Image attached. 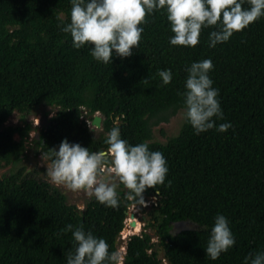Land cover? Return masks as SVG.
Wrapping results in <instances>:
<instances>
[{"label":"trees","instance_id":"obj_1","mask_svg":"<svg viewBox=\"0 0 264 264\" xmlns=\"http://www.w3.org/2000/svg\"><path fill=\"white\" fill-rule=\"evenodd\" d=\"M70 8L69 0H0V168L22 161L33 132L28 123L6 126L16 112L57 108L32 140L49 157L65 138L90 151L106 149V132L119 126L123 139L148 141L168 165L165 184L143 194L145 202L156 198L144 226L156 240L144 230L129 237L122 264H244L249 253L264 251V17L215 48L208 47L212 29H202L198 45L187 48L169 44L170 24L157 11L146 15L132 56L104 65L59 30ZM206 58L224 113L217 123L233 127L196 135L184 119L177 136L154 141L153 129L183 111L186 66ZM163 69L173 74L166 86L157 75ZM96 114L102 117L97 136L88 126ZM118 192L116 209L91 198L79 210L37 169L12 171L0 179V264H66L67 224L91 229L117 250L129 208L145 211L125 199L122 185ZM218 213L228 219L235 245L211 260L205 248ZM179 222L189 228L175 232Z\"/></svg>","mask_w":264,"mask_h":264},{"label":"clouds","instance_id":"obj_2","mask_svg":"<svg viewBox=\"0 0 264 264\" xmlns=\"http://www.w3.org/2000/svg\"><path fill=\"white\" fill-rule=\"evenodd\" d=\"M70 19L58 25L62 33L70 34L72 47L88 46L92 58L104 65L114 57L132 56L139 47L146 15L162 11L166 14L173 35L171 46L192 48L200 42L202 29L211 28L208 47L215 48L247 29L264 17V0H69ZM62 15V14H61ZM214 65L210 58L193 61L186 66L183 99L185 122L194 134L215 129L224 133L233 125L217 123L224 119L219 89L213 87L210 72ZM163 85L172 82L171 69L158 70ZM97 120V119H96ZM96 120H88L90 130L96 133ZM106 149L90 151L66 138L51 156L43 153L46 175L51 184L72 192H83L96 202L116 209L124 197L136 205H145L144 192L164 185L168 165L160 151L149 148V142L129 143L120 135V127L113 126L105 134ZM171 181H168V185ZM158 192V191H157ZM70 232L72 248L65 256L66 264H122L120 251L111 250L108 242L80 226L67 224L62 230ZM235 245L229 221L223 214L214 217L207 246V258L216 260ZM244 264H264V251L249 253Z\"/></svg>","mask_w":264,"mask_h":264},{"label":"rangeland","instance_id":"obj_3","mask_svg":"<svg viewBox=\"0 0 264 264\" xmlns=\"http://www.w3.org/2000/svg\"><path fill=\"white\" fill-rule=\"evenodd\" d=\"M56 113H57V108L48 105H42L36 108L32 113L28 115H22L21 113L16 112L13 114V116L10 117L9 121L6 123V126L12 125V126L24 127L25 124L28 123L32 125L33 132L31 133L30 140L26 143V156L17 166H12V165L2 166L0 168V179L4 178L5 176H8V174H10L12 171L19 170L21 168L26 169L27 171H32L33 169H37L40 173V176L51 184L49 178L46 175V170H47L46 164L50 163V160L48 159H46L45 161L43 160V154L41 153L40 148H38V146L35 143H33L32 140L36 136V132H37L34 129L41 128L42 123L46 121L44 119V116L47 115V118L50 119ZM183 123H184V112L180 111L175 117H172L168 123H162L153 129V140L161 143H166L170 138H173L179 134ZM101 130L102 127L96 129V133L94 131L93 133L95 134V136H97ZM14 138L16 141H18L19 135L16 134ZM51 185L56 187L66 196L68 204L75 205L79 210H83L85 208L86 203L91 199V197H89L86 193L72 192L70 190L63 188L62 186H55L53 184ZM120 189L121 186L118 190ZM136 208L138 209V207ZM148 211L149 208L146 207H145V211H141V210L139 211L138 209V211H136L137 216H135V218H132V221L133 219L134 220L137 219L139 221V224L142 225L140 232L131 234L133 229L127 226V228H124L123 232L121 233L117 241V250L121 252L123 259L126 251V242L128 238L131 237L132 235H140L141 232L144 230V232L150 234L153 237V241L156 239L153 235L152 229L144 227L147 224L146 223L147 220L149 219ZM129 212L131 214L135 213V211L131 209H129ZM143 217L146 218L143 219ZM131 227L133 226L131 225ZM125 229L127 230V232H125L126 231ZM160 258H162V252H160ZM162 264H167V263L166 261H162Z\"/></svg>","mask_w":264,"mask_h":264},{"label":"water","instance_id":"obj_4","mask_svg":"<svg viewBox=\"0 0 264 264\" xmlns=\"http://www.w3.org/2000/svg\"><path fill=\"white\" fill-rule=\"evenodd\" d=\"M96 119H97V120H96ZM93 120H96V124H97V126L100 125L97 129H99V128L102 127V117H101L99 114H96V115L94 116ZM44 122H45V121H44ZM36 138H37V140L40 139V131H39V130H37V132H36ZM131 217H133V215H131ZM177 224L181 226V229H180V230H183V229H187V228H189V224H188L187 222H179V223H176L175 225H177ZM131 225H132L133 227H135V226H136V223L133 222Z\"/></svg>","mask_w":264,"mask_h":264},{"label":"built area","instance_id":"obj_5","mask_svg":"<svg viewBox=\"0 0 264 264\" xmlns=\"http://www.w3.org/2000/svg\"><path fill=\"white\" fill-rule=\"evenodd\" d=\"M89 126V125H88ZM152 200L153 201H155L156 200V198H150L147 202H145V205H142L143 207H148V206H150V201L152 202ZM137 206H135V205H133V206H131L129 209H131V210H134L135 212L137 211V208H136ZM132 217H130L129 215H127V219H126V221H125V228L128 226V227H130V228H132L133 229V227H131V222H133L132 220ZM136 223L138 224L139 222H138V220H136ZM126 238H128V237H126ZM156 240V239H155ZM154 240V241H155Z\"/></svg>","mask_w":264,"mask_h":264},{"label":"flooded vegetation","instance_id":"obj_6","mask_svg":"<svg viewBox=\"0 0 264 264\" xmlns=\"http://www.w3.org/2000/svg\"><path fill=\"white\" fill-rule=\"evenodd\" d=\"M150 199V198H149ZM148 199V200H149ZM152 199V198H151ZM152 202H153V200H152ZM152 202L150 201V206H151V204H152ZM150 206H148V207H150ZM143 207V206H142ZM148 207H146V208H148ZM143 208H145V207H143ZM138 209H139V211H140V208L138 207ZM138 209H137V211H138ZM137 214V212H135L134 214H131L129 211L127 212V215H129L130 217H131V215H133V217L132 218H135V216H137L136 215ZM146 217H143V219H145ZM139 222V221H138ZM142 226V225H141ZM180 229H181V226L180 225H173V230L175 231V232H179L180 231Z\"/></svg>","mask_w":264,"mask_h":264},{"label":"bare ground","instance_id":"obj_7","mask_svg":"<svg viewBox=\"0 0 264 264\" xmlns=\"http://www.w3.org/2000/svg\"><path fill=\"white\" fill-rule=\"evenodd\" d=\"M132 220V219H131ZM137 220V219H136ZM136 220H134L133 219V222H136ZM127 228V227H126ZM126 230V229H125ZM140 230H141V225L138 223H136V226L133 228V231H132V233L131 234H133V233H138V232H140ZM125 232H127V230L125 231ZM129 232V231H128ZM129 234V233H128Z\"/></svg>","mask_w":264,"mask_h":264}]
</instances>
